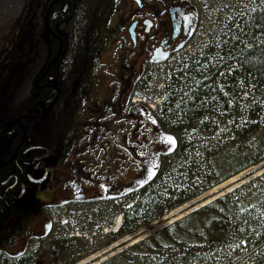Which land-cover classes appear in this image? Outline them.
<instances>
[{
    "label": "flooded vegetation",
    "instance_id": "1",
    "mask_svg": "<svg viewBox=\"0 0 264 264\" xmlns=\"http://www.w3.org/2000/svg\"><path fill=\"white\" fill-rule=\"evenodd\" d=\"M16 1L9 18L0 0V264H137L131 250L103 257L135 237L112 231L148 160L166 163L164 106L136 98L154 102L163 71L172 82L198 60L205 4Z\"/></svg>",
    "mask_w": 264,
    "mask_h": 264
},
{
    "label": "trees",
    "instance_id": "2",
    "mask_svg": "<svg viewBox=\"0 0 264 264\" xmlns=\"http://www.w3.org/2000/svg\"><path fill=\"white\" fill-rule=\"evenodd\" d=\"M236 26L232 27L229 34L223 38L218 50L221 57L226 59L223 69L227 74L225 77L229 83L245 79L253 81L257 87L264 88V42H262L264 41V7L255 9V11L241 9ZM236 36H239L243 43L232 39ZM249 43L252 44V47H245ZM233 45H237V47L233 48ZM230 49H232L231 59L227 56ZM217 59L216 61H224ZM216 61L204 64L198 59L193 63L180 65L183 68L174 73L172 82L168 84L163 104V117L167 119L165 126L168 135L175 137L176 143L172 145L175 150L174 152L169 150L167 144L166 163L160 162L156 175L146 179V184L138 187L134 214L130 215L128 212L124 217L123 229L124 227L128 228V234L136 235L140 230L149 232L148 238L133 248L135 256L157 253L167 257L171 256L173 250L174 254L178 255L185 251L186 255L193 259L194 256L204 253L206 250L194 246L189 240L196 237L192 235L193 229L196 228L195 220L198 216L206 213L210 215L208 217V220L211 219L210 223L216 221L218 227H222L223 222L227 220V224L222 229L232 227L231 229L237 232L239 238L234 236V239H238L236 244L240 249L245 247L246 251H250L249 254L259 250L264 251V219L262 221L256 208H246L243 201L245 195H242L249 184L260 181L262 177L241 186L226 198L221 197L194 211L166 229L160 227L163 225L160 221L166 213L199 198L241 172L264 161V155L253 150L236 171L228 172L217 180L214 178L216 168L220 164L240 161L241 155L237 153L235 146L244 141L246 135L243 126L232 124L229 130L230 146L217 149L219 140L215 138L197 139V135L194 133L198 123L204 117L217 116L221 118L222 114L227 116L229 110H232L230 105L233 103L227 96L228 94L225 96L224 93L226 86L222 85V79L218 83L216 81L220 73ZM229 67L232 69L231 72L228 71ZM259 95L263 97L264 102V90L259 92ZM250 109L251 111L263 110L256 105H249L248 110ZM226 127L222 126L224 129ZM210 145L214 148L213 151H209ZM227 154L228 157L225 158ZM149 181L151 182L149 183ZM155 222L157 225L153 226ZM123 229L120 230V233L123 232ZM169 229L182 230L180 232L182 236H179L176 243L171 242L172 234H168ZM221 232L220 229L216 230L218 237L223 236ZM241 240H246L247 244H241ZM167 241H170L172 245L176 244L175 247L165 249L171 245L166 244ZM243 257V254L240 253L238 260L231 261L229 264H235ZM177 259L184 262L186 257L180 255ZM162 260L169 264L168 257Z\"/></svg>",
    "mask_w": 264,
    "mask_h": 264
},
{
    "label": "rangeland",
    "instance_id": "3",
    "mask_svg": "<svg viewBox=\"0 0 264 264\" xmlns=\"http://www.w3.org/2000/svg\"><path fill=\"white\" fill-rule=\"evenodd\" d=\"M193 1L198 3L199 5L205 4L207 6H205V8L200 13V17H201L200 26L197 35L190 44V46L188 47V50L192 51L193 54L197 53L196 55H198L197 56L198 59H200V61H203L204 64L214 63L217 58H219L217 60H222L218 50L221 46L222 41L224 40L223 38L227 36V34H229L232 27L237 25L238 16L241 14V9L253 10L264 7V3H261V0H193ZM225 4H227L228 7H223V5ZM19 7L16 0H7L6 12L8 14V17L10 18L12 15H14L16 10L19 9ZM223 60L224 61H216L217 67L220 70L219 76L217 77L216 81L218 83L222 79V85L226 86V90L224 93L225 96L228 94L227 96L233 103V105H230L232 110H229V114L227 116L222 114L221 118L223 119L217 116L204 117V119L198 123L194 133L195 135H197V139L200 138L202 140V138L205 139L215 138L216 140H219L220 143L218 144L217 149H219L220 147L226 148V146H230L231 143L229 141L230 140L229 130L231 129L230 126H232V124H239L243 126V128H245L244 130H246V135H245V140L238 143L235 146L237 153L241 155L240 161H233L231 164L227 162H224V165L220 164L218 167L219 169L216 168V172L214 175V178L216 180L228 172L236 171L238 167L243 163V161L246 160V157L251 151L256 150L259 151L261 155H264V102H263V97L259 95V92L263 91L264 88L257 87V85L253 81L251 80L248 81L245 79L238 80V82L229 83V80L225 77L227 74L223 71L224 66L226 64V59ZM181 68L183 67L177 65L176 71L181 70ZM2 69H4V66ZM171 75L172 73L169 72L168 70L163 71L159 76L160 81L158 83L159 88L162 87V89L161 91L159 90L153 91L154 99L157 100V102L159 101L160 104L164 102V97H165L164 94L167 93L166 89L168 87V84L171 82L170 81ZM245 93H247V95H245ZM6 94L7 92H5V95ZM136 99H144V97H139ZM151 104H156V103L151 102ZM249 105L259 106L263 108V110L261 111H257V109L253 111H251V109L248 110ZM222 126H227V127L224 129L222 128ZM188 137H190V135H188ZM213 150L214 148H212V145H210L209 151H213ZM227 157L228 154L225 156V158ZM212 159H214V157H212ZM238 176H240V178H238L235 184H231L230 186L221 188L218 191H224L226 188H232L233 190H236L245 184H249L251 181L257 178L260 179V177H262L260 181L249 184L247 186V190L242 192V195H245L243 201L246 208L248 209L256 208L260 218L263 221L264 161L261 164L255 167H251L241 172L240 174L236 175V177ZM212 197L220 198L217 195V191L212 194L211 192H207L206 194L193 200V202H198L199 205H201L204 203V201H207L209 199L213 200ZM193 202L191 201L188 205H191ZM185 208L186 207L183 206L175 211L173 210L171 212L166 213L165 217L160 221L163 223V225H161L160 227L166 229L175 223L173 222L174 220H176L175 217L181 215L184 218L189 214H192L193 211H189L187 213L185 212L180 213L181 210H184ZM209 216H210L209 213L198 216V218L195 220L196 228L193 229L194 231L192 232V235L196 237L191 238L189 240L192 241L190 243L194 244V246H197L200 249L206 251L200 255L194 256L193 259L188 257L185 251H183L182 253H180V255H185L186 259L184 260V262H182V260L177 259L179 258L180 255H178L177 253L174 254L172 250L171 256H167L169 259V264H229V262L231 261H237L238 254L240 253L243 254L244 257L242 258V260H239L235 264H264V251L259 250V251H255L252 254H249L250 251H246L245 247L240 249L236 244V241L238 239H234L235 237L239 238L237 232L234 231V229H231L232 227L227 229L226 228L222 229L224 228L223 226L227 224V220L223 222L222 227H218L216 225V221L210 223L211 219L209 218L208 220ZM169 221H172L173 223H169ZM156 225L157 224L155 222L153 226ZM120 228L119 230H121ZM107 229L105 231L109 232L111 230L110 228L108 230ZM219 229L222 230L221 232V234L223 235L222 237L220 236L218 237V233H216V230ZM180 232H182V230L180 231L177 230L174 231L172 229L168 230V234H172L171 237L172 243L173 242L176 243L177 240L182 236ZM148 236H149V232L140 230V232H138L133 238L129 236L124 239H121V241H119L120 247L113 249L112 251L109 252V254L104 255L103 257L106 258L108 257V255H112L114 253L118 255L120 250L132 251L134 248L133 246H139L138 244L146 240ZM124 241H126V243ZM166 244H171V243L170 241H167ZM175 245L176 244L173 245L171 244L169 245L168 248L165 249H173ZM110 247L111 246L104 247L99 252L101 253L103 251H106ZM156 257L157 259L162 257L164 259L167 258L166 256L159 254H156ZM156 257L154 254H146V255L140 254L139 257L136 255V260L138 261V262L136 261V263L145 264L143 262L156 260ZM187 258L189 259L187 260Z\"/></svg>",
    "mask_w": 264,
    "mask_h": 264
},
{
    "label": "snow or ice",
    "instance_id": "4",
    "mask_svg": "<svg viewBox=\"0 0 264 264\" xmlns=\"http://www.w3.org/2000/svg\"><path fill=\"white\" fill-rule=\"evenodd\" d=\"M261 3H264V0H261ZM205 6H207V5H205ZM223 7H228V5L225 4V5H223ZM253 11H255V9H253ZM185 19H188V17H185ZM189 27H191V23L190 22H189ZM236 27H239V26H236ZM193 31H194V29H193ZM232 39L238 41V43H243V41L240 40L239 36L232 37ZM262 42H264V41H262ZM236 47H237V45H233V48H236ZM245 47H252V44L251 43L246 44ZM227 56L230 59L232 58V49H230L228 51ZM221 59L223 60V57H221ZM228 71L231 72L232 69L229 67ZM221 75H223V74H221ZM245 95H247V93H245ZM152 123L153 124H156L157 121L155 119H153L152 120ZM166 139H167V142H168L169 150L174 151L175 149L172 147V145H174L176 143L175 137L172 136V135H168L166 137ZM141 155H143V154H141ZM148 164H151L152 167L149 168L146 165L145 166V169H144L145 173L147 175H149V176H155L156 175V172H157V169H158V165L152 164V161L150 159L148 160ZM141 179H142V177H141ZM216 191H217V195L219 197L226 198L227 195H230L233 192V189L232 188H226L224 191H218V190H216ZM205 203L210 204L211 203V200H207V201H205ZM127 206L130 207L131 205H127ZM185 207H188V210L189 211H194V210H198L200 207H203V205L202 204L201 205H195V207H189V206L186 205ZM169 223H172V221H169ZM241 231H243V229H241ZM240 243L241 244H247V241L246 240H241ZM238 247H239V245H238Z\"/></svg>",
    "mask_w": 264,
    "mask_h": 264
},
{
    "label": "bare ground",
    "instance_id": "5",
    "mask_svg": "<svg viewBox=\"0 0 264 264\" xmlns=\"http://www.w3.org/2000/svg\"><path fill=\"white\" fill-rule=\"evenodd\" d=\"M171 77V76H170ZM242 175V174H241ZM240 175V176H241ZM244 175V174H243ZM240 176H238V177H236V178H232L231 180H229L228 182H226V183H224V184H222V185H220L219 187H216V188H214L212 191H210L211 192V194L212 193H214V192H216V190H220L221 188H225L226 186H230L231 184H235L236 182H237V180H238V178H240ZM216 198H214L213 200H215ZM213 200H211V201H213ZM208 204V203H207ZM202 205H206V203H203ZM186 209H187V207L184 209V210H181V212L180 213H182V212H184V211H186ZM177 218H178V220H180L181 218H183V216H178V217H175V219L176 220H174L173 222H176V221H178L177 220ZM180 218V219H179ZM172 222V223H173ZM116 225H115V228L113 229V233H116L117 231L118 232H120V230L118 229V228H120V226H121V224H122V219L120 218V219H118L117 220V223H115ZM126 237H129V236H126ZM125 237V238H126ZM135 243V242H134Z\"/></svg>",
    "mask_w": 264,
    "mask_h": 264
},
{
    "label": "water",
    "instance_id": "6",
    "mask_svg": "<svg viewBox=\"0 0 264 264\" xmlns=\"http://www.w3.org/2000/svg\"><path fill=\"white\" fill-rule=\"evenodd\" d=\"M58 59H59V56L54 60L53 64H54L55 62H57ZM192 205H194V204H192ZM189 207H191V206H189Z\"/></svg>",
    "mask_w": 264,
    "mask_h": 264
}]
</instances>
